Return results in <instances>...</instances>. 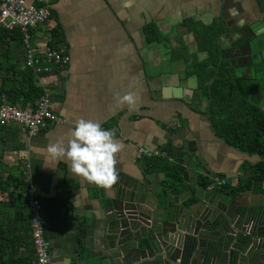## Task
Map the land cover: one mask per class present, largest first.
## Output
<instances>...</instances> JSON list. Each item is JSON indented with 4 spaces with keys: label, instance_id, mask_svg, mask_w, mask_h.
Listing matches in <instances>:
<instances>
[{
    "label": "crops",
    "instance_id": "crops-1",
    "mask_svg": "<svg viewBox=\"0 0 264 264\" xmlns=\"http://www.w3.org/2000/svg\"><path fill=\"white\" fill-rule=\"evenodd\" d=\"M26 2L44 4L50 11L48 19L32 29L30 44L37 48L51 43L69 60L62 68L51 66L53 82L45 85L58 122L35 136H28L18 124L0 127V264H34L21 182L35 189L41 203L44 235L50 244L49 264H63L65 257L71 258V264H105L99 187L74 176L67 162L52 159L46 151L50 143L66 142L81 118L100 123L124 145L116 154L119 174L151 181L172 176L156 162L163 159L178 161L191 187L219 195L226 203L251 201L254 183L255 189L264 188V179H252L259 157L231 147L214 133L204 112L206 100L195 92L196 75L187 74L188 62L182 61V53L175 51L171 56L173 49L177 50L176 35L188 44L187 51L195 50L192 33L184 26L189 19L200 25L221 24L217 42L222 48L241 40L234 48L238 65L249 64L251 57L254 62L263 60L264 0ZM148 22L155 24L162 40L145 41ZM7 41L3 37L0 42L2 86L12 80L18 83L20 74L29 70L20 66V43ZM204 57L202 52L196 54L197 60ZM128 93L135 95L136 103L118 104L117 98ZM2 102L8 101L0 93ZM15 103L29 105L20 97ZM258 105L264 108V96ZM139 146L164 150L168 157H137ZM197 175L210 183L201 184ZM216 177L226 183L212 185ZM248 179V189L232 192Z\"/></svg>",
    "mask_w": 264,
    "mask_h": 264
},
{
    "label": "water",
    "instance_id": "water-1",
    "mask_svg": "<svg viewBox=\"0 0 264 264\" xmlns=\"http://www.w3.org/2000/svg\"><path fill=\"white\" fill-rule=\"evenodd\" d=\"M255 185L251 201L235 204L191 187L185 171L152 181L119 174L110 190L99 188L102 260L264 264V188Z\"/></svg>",
    "mask_w": 264,
    "mask_h": 264
},
{
    "label": "trees",
    "instance_id": "trees-1",
    "mask_svg": "<svg viewBox=\"0 0 264 264\" xmlns=\"http://www.w3.org/2000/svg\"><path fill=\"white\" fill-rule=\"evenodd\" d=\"M184 24L188 31L192 33L193 41L197 51H204L205 57L201 60L195 58L194 53L184 55L183 61L188 62L187 74H194L197 77V94L206 100L204 112L207 114L214 133L221 137L228 145L246 153L254 154L259 160L254 163L255 173L252 177L264 179V110L258 105V99H252V91L255 88V81L249 77L240 76L237 68L231 61L230 56L222 54V50L216 44V37L222 30V25L213 23L211 25H200L190 20H185ZM3 37H7L8 43H20V36L16 28H0V42ZM56 31L51 30V39L56 38ZM144 39L146 42H158L162 40L161 34L152 22L144 26ZM186 51L185 43L175 37V40ZM4 42L5 44H8ZM241 40H236L238 44ZM51 47V43L48 45ZM52 48V47H51ZM175 50L171 52L174 55ZM184 54V53H183ZM182 54V55H183ZM13 72V66L7 67ZM264 80V67L261 68ZM264 85V84H263ZM0 93L5 95V100L15 103L17 98H22V103L32 104L42 91L36 86L31 77L30 71L20 74V80L10 85H3L0 82ZM256 93H258L256 91ZM264 95V87L259 92L258 97ZM161 162V168L176 178H180L183 167L177 163H168L163 159H156ZM203 185H208L210 180L196 176ZM251 179L244 185H240L232 192H240L248 189ZM22 190L26 184L21 182Z\"/></svg>",
    "mask_w": 264,
    "mask_h": 264
},
{
    "label": "built area",
    "instance_id": "built-area-1",
    "mask_svg": "<svg viewBox=\"0 0 264 264\" xmlns=\"http://www.w3.org/2000/svg\"><path fill=\"white\" fill-rule=\"evenodd\" d=\"M50 11L44 4L28 3L26 0H0V28H16L20 36V66L29 69L41 95L28 106L20 103H0V127L18 124L28 136H35L50 123L58 122V117L51 111L50 90L45 85L53 82L51 66L64 67L68 63L67 54L44 44L33 47L30 44L32 29L42 25ZM34 82V83H35ZM136 156L168 157L164 150L149 149L139 146ZM27 167V165H24ZM225 179L214 178L212 185H224ZM25 204L28 211V226L31 245L34 251V264H49V241L44 235V218L41 203L35 189L27 186L24 190Z\"/></svg>",
    "mask_w": 264,
    "mask_h": 264
},
{
    "label": "clouds",
    "instance_id": "clouds-1",
    "mask_svg": "<svg viewBox=\"0 0 264 264\" xmlns=\"http://www.w3.org/2000/svg\"><path fill=\"white\" fill-rule=\"evenodd\" d=\"M117 103L133 105L136 97L128 93L118 97ZM123 148L112 131L104 130L98 122L81 118L76 121L66 142L50 143L46 151L52 159L67 162L74 176L107 191L119 179L116 154ZM63 264H71V258L65 257Z\"/></svg>",
    "mask_w": 264,
    "mask_h": 264
},
{
    "label": "flooded vegetation",
    "instance_id": "flooded-vegetation-1",
    "mask_svg": "<svg viewBox=\"0 0 264 264\" xmlns=\"http://www.w3.org/2000/svg\"><path fill=\"white\" fill-rule=\"evenodd\" d=\"M187 20H189V19H187ZM190 21H192V20H190ZM184 26H185V24H184ZM222 31H223V28H222V30H221V32H220V34L216 37V44L220 47V49L222 50V54L223 55H225V56H230V57H232L231 58V61L234 63V65H235V67L238 69L237 70V72L239 73V75L240 76H245V77H249L251 80H254L255 81V88H254V90L252 91V99L254 100V101H256L257 99H259L260 97H258V94H259V92H262V88L264 87V80H263V76H262V74H261V71H259L261 68H263L264 67V59L263 60H261V59H258V61H255L254 62V58L253 57H251L250 59H249V64L247 63V62H244V64H242V66H240V65H238L237 63H236V61L234 60L235 59V57H234V48L236 47V45H238V44H240V42L238 43V44H234V42L236 41H232L231 43H229L230 44V48H227V47H225V48H222L219 44H218V42H217V39H218V37L221 35V33H222ZM176 37H177V35H176ZM192 39H193V36H192ZM192 42H194L193 40H192ZM176 45L175 46H177V50H175V51H177V55H180L181 56V53L183 54L182 55V61H183V57H184V55H188V54H190V53H194L195 54V58H196V54H198L199 52H202V53H204L205 54V52L204 51H197V49H196V46H195V50H193V51H187V47H188V44H185V46H186V51L184 52V51H182V48H181V46L179 45V43L177 42V39H176ZM195 44V43H194ZM197 59V58H196ZM190 60H188V62H189ZM184 62V61H183ZM248 64V65H247ZM260 78H262V80H260ZM197 91V87H196V89H195V92ZM256 91L258 92V93H256ZM196 94H197V92H196ZM195 94V95H196ZM264 96V95H263ZM260 107V106H259Z\"/></svg>",
    "mask_w": 264,
    "mask_h": 264
}]
</instances>
